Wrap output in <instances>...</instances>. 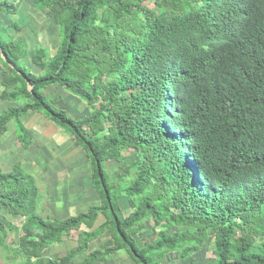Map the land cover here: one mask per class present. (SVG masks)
I'll use <instances>...</instances> for the list:
<instances>
[{
	"label": "trees",
	"instance_id": "1",
	"mask_svg": "<svg viewBox=\"0 0 264 264\" xmlns=\"http://www.w3.org/2000/svg\"><path fill=\"white\" fill-rule=\"evenodd\" d=\"M35 4L55 12L61 43L45 61L44 49L35 53L43 71L34 73L22 63V38L9 33L23 27L0 18L1 97L22 102L0 113V133L13 119L43 113L87 152L102 204L46 219L39 176L21 163L2 172L0 208L8 218L0 214V264H67L106 229L115 244L84 264L121 248L137 264H182L202 250L214 259L207 264H264V0ZM2 12L15 15L14 1L0 2ZM52 85L61 90L46 94ZM69 94L93 111L74 118L59 106ZM110 160L117 162L111 171ZM123 194L134 206L129 215L119 204ZM101 212L107 222L81 234L77 248L61 258L45 255ZM147 220L154 236L143 243L134 235Z\"/></svg>",
	"mask_w": 264,
	"mask_h": 264
},
{
	"label": "crops",
	"instance_id": "2",
	"mask_svg": "<svg viewBox=\"0 0 264 264\" xmlns=\"http://www.w3.org/2000/svg\"><path fill=\"white\" fill-rule=\"evenodd\" d=\"M9 1H14L17 13L11 15L2 12L0 18L8 27L14 20L21 24L22 32L10 30V36L14 40L22 38L28 51L27 56L22 58V62L32 72L39 74L43 70L33 61L35 53L39 49H44L46 54L43 61H45L56 54L61 43L60 28L55 19V12L46 13L44 9L35 4L36 0ZM3 80L4 71L0 67V113L22 104L1 97L4 90ZM60 90L58 85H52L45 89V93L53 95ZM59 106L66 109L76 119L83 118L93 111L90 104L74 94L67 95ZM19 126H24L26 139L21 137L23 133L21 134ZM27 142L28 144L25 145ZM19 163L27 171L39 176L42 182L39 206L41 215L46 219L65 220L87 212L91 206L102 204L100 194L92 181V164L87 152L79 146L71 133L54 124L39 111H32L21 116L19 120L9 121L6 130L0 133V174L12 170ZM106 165L109 171L117 168L113 167L117 165L115 160L108 161ZM119 204L125 215H129L134 210L131 196L127 194L119 198ZM2 213L8 217L6 208H0V214ZM106 222L107 216L102 212L99 213L93 226L83 225L81 229L64 235L61 240L47 248L45 255L52 258L66 256L70 250L79 246L83 234L99 229ZM153 236L154 229L151 220H147L145 227L134 235L143 243H147ZM114 244L113 231L106 229L88 243L87 250L76 255L73 261L67 264H84L93 251L104 250ZM203 251L189 257L182 264H198L195 262L199 258L206 255L209 257V252L204 254ZM190 258L192 261L189 260ZM200 261V264L204 263ZM209 262L206 261L205 264ZM93 264H137V262L127 248H121Z\"/></svg>",
	"mask_w": 264,
	"mask_h": 264
},
{
	"label": "rangeland",
	"instance_id": "3",
	"mask_svg": "<svg viewBox=\"0 0 264 264\" xmlns=\"http://www.w3.org/2000/svg\"><path fill=\"white\" fill-rule=\"evenodd\" d=\"M151 5H153V3H152ZM22 63H23V62H22ZM11 102H14V101H11ZM19 103H22V102H19ZM127 156H128V159L130 160V162L133 161V160L135 159V155H133V154H131V153H128ZM108 174L110 175L109 172H108ZM2 216H5V215H3V213H2ZM6 218H8V217H6ZM16 223H17V225H20V221H17ZM211 247H212V246H211ZM203 252H204V254H207V252H206L205 250H204ZM210 253H211V251H209V254H210ZM203 256H204V255H203ZM189 260L192 261L191 258H190ZM189 260H188V261H189ZM200 260L204 261L203 264H205L206 261H212V260H214V259H212V258H210V257H207V255H206V256H204V257H202V258H199V259L197 260V262H195V261H194V262L200 264V263H201Z\"/></svg>",
	"mask_w": 264,
	"mask_h": 264
},
{
	"label": "water",
	"instance_id": "4",
	"mask_svg": "<svg viewBox=\"0 0 264 264\" xmlns=\"http://www.w3.org/2000/svg\"><path fill=\"white\" fill-rule=\"evenodd\" d=\"M1 56H2V58L5 61L8 62L7 54L5 53V51L3 49H1ZM10 65L15 68V66L13 64L10 63ZM27 83H28V89H29V91L34 94L35 93V91H34V84L30 80H27Z\"/></svg>",
	"mask_w": 264,
	"mask_h": 264
}]
</instances>
